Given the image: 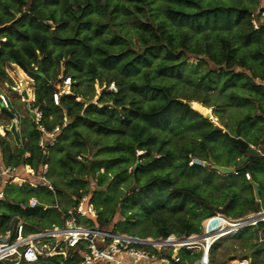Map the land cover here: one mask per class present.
<instances>
[{"label":"crops","instance_id":"1","mask_svg":"<svg viewBox=\"0 0 264 264\" xmlns=\"http://www.w3.org/2000/svg\"><path fill=\"white\" fill-rule=\"evenodd\" d=\"M253 15L260 19L256 12L252 13L251 19ZM236 70L240 68L233 69L234 72ZM43 77L47 82L48 78ZM79 85L86 88L85 83H75V92L83 103L77 116L67 115L63 106H54L55 114L60 118L59 124H62L58 142L51 148H42L38 146L37 138L36 147L43 157L41 162L35 165L26 161L30 152L25 151L23 161L19 164L35 170L48 168L47 178L54 189L51 191L45 184L37 187V198L50 205L46 210L40 209V212L43 211L41 213L44 216V213L52 211L55 216L49 226H44V222H41L36 229L48 228L52 223L60 224L63 215L52 206L57 203L63 208L71 207L80 194H84L100 207L99 217L92 222L107 230L121 228L126 231L127 224L139 222L145 225L147 221H152V214H149V217L140 216L141 211L136 210L137 208L149 209L148 212L156 214V223L159 225L162 217H159L158 211L164 209L161 214L168 220L169 215H173L175 211L174 199H185L190 195L201 199L195 210L200 215V226L202 217L207 213L211 214L210 210L213 208H223L225 211L221 213L230 218L251 214L245 217L250 218L259 211L255 210V203L260 202L259 184L252 185V193L248 190L249 184L247 185L243 176L233 175L232 171L223 172L218 168H264V163L260 164L264 158L262 120L245 119L241 116L243 112L239 117L232 118L227 112L225 118L216 119L213 111L211 114L214 120H211L206 115L207 118L194 112L191 106L186 104L187 101H198L210 109L213 107L211 101L207 102L209 99L200 97L190 99L189 96L167 97L166 109L161 114L156 115L154 110H150L155 116L147 117V112L143 114L139 111L133 114L131 119L127 117L129 105L122 99L121 93L112 95L105 91L100 95L95 94L93 99L97 101V105L89 107L84 101L89 103V97L77 91ZM84 92L89 95V87ZM227 95V92L223 91L222 97L225 98L226 107L231 109L232 113L236 108L242 111L244 98H235L231 93L228 97ZM0 114L6 116L1 112ZM29 117L32 118L30 113ZM64 117L67 121L63 122ZM45 120L50 124L51 116ZM32 124L35 128L33 122L27 128L30 129ZM20 126L18 117L16 128L22 146L23 128L21 131ZM19 144L17 147L22 151ZM244 144L248 145V152L242 151ZM136 151L140 153L137 154ZM152 187L153 189L149 190ZM160 188L168 189L167 194L153 204V195ZM177 188H192L197 192L195 195L190 193L189 189L185 192L174 190ZM166 196H172V199L168 201ZM183 224L186 226V222ZM149 228L151 231H140L137 234L157 236L156 234L165 231V228L169 229L166 234L180 233V228H173L171 225H161L160 229L156 226Z\"/></svg>","mask_w":264,"mask_h":264},{"label":"rangeland","instance_id":"2","mask_svg":"<svg viewBox=\"0 0 264 264\" xmlns=\"http://www.w3.org/2000/svg\"><path fill=\"white\" fill-rule=\"evenodd\" d=\"M68 1L70 4H73L75 0ZM79 1L81 3L86 2L85 0ZM196 1L199 4L198 7L183 6L182 8L186 12H193L194 10L199 11L207 8L208 6H216L218 3L232 8L236 4V0ZM242 1L251 12H256L259 4L264 3L263 0ZM168 2L169 0H108V3L103 6H98L93 2L94 7L92 12H81L84 17L90 16V25L81 26L74 39L63 40L49 35L48 45L52 54L49 59L42 61L41 74L52 82H55L53 80L58 72L59 63H64L68 71L78 82H81L82 85L85 83L86 88L89 87V95L84 92L86 88H81L79 85V90L77 89L79 93H83L84 96L89 97V103H87V100H84L89 107L97 105L95 103L97 101H94L93 98L95 94H98L97 90L101 92L100 86L104 83L107 84L110 81H115L118 93H121L122 99L129 105L128 109L130 111L127 110V117H131V119L133 114H137L139 111L144 114L150 110H154L156 115L161 114L166 109L167 97L184 98L189 96L190 99L200 97L201 99H209L207 102L211 101L213 107L211 106L212 108L210 109L206 107V114L212 120H214L211 114L212 111L215 113L216 119L225 118L227 112L231 118L232 116L239 117L241 112H243L241 116L245 119L252 121L257 119L264 122V79L257 78L260 81L257 79L253 80L256 77L252 76L253 73H264V56H260L255 60H247L246 67H241L240 70H236L237 72L233 71L235 67L214 71L213 69L216 68V64L211 62L202 52L200 56L189 54L182 50L176 51L177 53H168L166 47L162 45H151L150 42L154 40V33L148 26L155 25L156 22L161 21V17L164 14L162 12H166ZM144 23H147V25ZM163 23L166 24L167 22L164 21ZM69 32L70 30L64 36H67ZM260 49L264 50V44L260 45ZM188 62L193 66H187ZM51 70L52 75H50ZM43 76L42 78H44ZM36 81H40V78H35V83ZM4 83L5 81L0 79V89H5L10 104L19 116L21 122L20 130L23 128L21 134L23 135V140H25L24 137L27 136L26 130L29 129L27 126L32 122V119L29 117L30 110L27 107V103L19 101L18 95L7 91L8 88L4 86ZM223 91L227 92V97L231 93V96L235 98H244L242 100V111L236 108L232 113L231 109L226 107L227 104L224 103L225 98L222 97ZM238 93L241 95H238ZM229 99L231 98L229 97ZM200 115L207 118L203 114ZM9 123L11 121L6 116L0 114V124L6 125ZM19 145L21 146V143ZM0 146H3L4 150L2 162L12 164L10 155L16 153L18 147L9 131H6L5 137L0 139ZM262 163H264V158L261 159L260 164ZM238 169L248 170L254 182L259 184L258 196L260 202L255 203V210L257 211L258 209L259 211L252 215L255 216L263 213L264 168ZM17 173L24 176L26 183L21 186L8 185L6 197L17 200L35 194L32 191L33 186L31 183L39 181L37 175L34 176L23 172ZM196 173L194 172V174ZM36 174L39 173L36 172ZM160 179H163V177H160ZM244 180L246 181V179ZM248 187V190L250 189L253 193V186L249 185ZM192 188H177L174 190L185 192V190L188 191L189 189V191L191 190L190 193L196 195L197 191ZM152 189L153 187L149 188V190ZM167 190L166 188L157 189L153 195V204L159 202V198L165 196ZM238 192L241 193L240 189H238ZM174 194L176 193L174 192ZM166 197L168 201L172 199V196ZM199 200L201 201L199 197L197 199L193 195L185 199L175 198V211L173 215H169L168 220H166L167 217L161 214L164 209L157 212L159 217H162L159 225L156 223V214L148 212L149 209L139 210V208H135L141 211L140 216L149 217V214H152L150 217L152 221H147L145 225L143 223L139 224V222L127 224L128 228L125 230L139 233L140 231H151L149 227L155 228L156 226L157 229H160L161 225H171L173 228H180L178 230L180 233L173 235L177 238L191 234H200L201 226L198 225L200 223V215L195 211L196 206L200 203ZM6 204L0 205L1 212L8 210ZM48 206L50 207V205ZM210 211L212 213L214 211L221 213L225 210L223 208H213ZM54 216L55 213L52 211L44 213L42 220L44 226H49L54 221L52 219ZM224 216L230 220H244L247 219L245 217L251 216V214L239 217L234 216L235 218ZM185 222L187 227L183 224ZM247 222L249 221L234 223L228 226L223 229V232L218 237L212 240L209 256L210 264H230L232 259L240 257L247 258L252 264H264V224L256 222L255 224L243 226ZM240 226L243 227L235 230ZM129 229H134L135 231ZM118 230H121V228H118ZM192 230L194 231L190 233ZM168 231L169 229L165 228V231L162 230L160 234L156 235L158 238L165 237L169 235L166 234ZM183 250L181 248L179 252L183 254ZM191 250L193 253L198 252L197 248ZM195 260L196 258H193V263Z\"/></svg>","mask_w":264,"mask_h":264},{"label":"trees","instance_id":"3","mask_svg":"<svg viewBox=\"0 0 264 264\" xmlns=\"http://www.w3.org/2000/svg\"><path fill=\"white\" fill-rule=\"evenodd\" d=\"M85 1L81 3L75 0L70 4L68 0H0V79L9 81L5 68L10 62L17 63L34 78H40L34 86V104L43 110V123L47 129L60 123V118L54 110V106L57 105H54L51 99L52 85L42 79V74L39 75L42 61L49 59L52 54L48 45L49 35L63 40L74 39L81 26L90 25V16L84 17L81 12H92L93 2L98 6L108 3V0ZM183 6L198 7L199 4L196 0H169L166 12H162L164 14L161 21L148 26L154 33L151 45H162L166 47L168 53L180 50L199 56L204 53L216 64L214 71L233 67L241 69L246 67L247 60L264 56V50L260 49V45L264 44V22L258 28L253 27L251 17L254 11L251 12L242 0H236L234 8L218 3L216 6H208L199 11L186 12ZM164 21L167 23L164 24ZM52 26L54 28L51 29ZM68 30H70L69 34L64 36ZM188 65L193 66L190 62L187 63ZM252 76L256 77L253 80L264 79L263 72L253 73ZM75 98V95H62L60 98V106L66 109L69 116H77L82 109L83 103ZM191 104L194 111L207 116L206 106L198 101H192ZM154 114L148 111L145 116H155ZM50 116L49 124L45 118ZM208 118L211 119L210 116ZM32 127L25 136L27 140L22 141V151L17 148V152L10 155L13 165L22 163L25 151L30 152L26 161L35 165L41 162L43 157L36 147L38 132L33 124ZM0 147L2 151L3 146ZM247 148L248 145L244 144L242 151L248 152ZM34 157L35 161H33ZM238 171L248 170L238 169ZM37 187L32 188L35 194L30 196L38 197ZM22 199L23 197L17 200L7 198L0 202V205L8 203L6 204L8 210L0 211V232L12 230L16 221V219L11 220L14 215L22 218L26 231L40 226L44 217L40 209L19 208L17 203ZM257 217H264V213L250 219L231 220L223 229L234 223L255 220ZM225 222L226 220L222 219L220 224L223 225ZM257 223L264 224V220ZM206 238L208 243L214 239L213 236ZM199 254L184 249L182 264H193V258H197Z\"/></svg>","mask_w":264,"mask_h":264},{"label":"built area","instance_id":"4","mask_svg":"<svg viewBox=\"0 0 264 264\" xmlns=\"http://www.w3.org/2000/svg\"><path fill=\"white\" fill-rule=\"evenodd\" d=\"M256 13L260 19L253 15L251 22L253 27L258 28L260 23L264 21V3L258 6ZM5 71L9 78V81L5 83L8 88L7 91L18 95L19 101L27 103V107L32 113V122L39 132L38 146L42 148L53 147L59 140L58 133L62 124L56 123L50 129L45 127L43 110L34 104L33 75L15 62H11ZM50 73L48 74L52 75V70ZM53 81L55 82L47 79V83L52 85L51 99L54 105H60L62 95H75V99L81 101L75 92V83L78 81L68 71L64 63H59L58 72ZM100 89L101 92L97 90L99 95L105 91L112 95L118 93L115 81L104 83ZM1 106L13 113L15 123L18 125L19 116L10 104L5 89H0V108ZM64 121H67L66 117L63 118ZM9 126L10 123L0 124V139L5 135ZM136 152L137 154L140 153L139 151ZM2 156L0 150V202L6 199L8 185L21 186L26 183L24 176L17 172L37 175L39 181L32 182L33 187L45 184L48 189L54 190L47 178L48 168L35 170L27 165L5 164L2 162ZM195 161L200 162L199 159H195ZM34 170L39 174H36ZM232 174L243 176L249 185L255 184L248 171L232 170ZM16 178L20 181L16 182ZM11 203L13 202L11 201ZM17 204L21 209L39 208L46 210L49 208L46 203L35 196L23 197ZM39 204L42 206L40 207ZM53 207L62 213L63 219L60 224L52 223L48 228L26 231V225L19 215H14L11 218V220L16 219L12 230L7 229L4 233H0V264L32 262L38 264L40 261H53L57 264H182V252H179L181 248L191 252H193L191 249H198L200 254L193 264H210L209 256L212 241L208 243L206 236L214 235L213 237H216L223 232V227L228 225L227 223L225 226L220 224L222 219L227 222V218L222 213L215 211L202 217L200 234L186 235L181 238L173 235L158 238L157 236L139 235L137 232L132 233L118 229L107 230L99 227L92 220L99 217L100 207L84 194H80L71 207L63 208L57 203ZM230 264L252 263L247 258L240 257L232 259Z\"/></svg>","mask_w":264,"mask_h":264},{"label":"water","instance_id":"5","mask_svg":"<svg viewBox=\"0 0 264 264\" xmlns=\"http://www.w3.org/2000/svg\"><path fill=\"white\" fill-rule=\"evenodd\" d=\"M39 74L41 75V72H39ZM24 93V92H23ZM181 102H183V100H179ZM186 104L188 106H191V102L187 101ZM0 112L5 114L6 116H8L10 119H11V123H10V126H9V132L12 134V136L14 137V140L17 144L20 143V139H19V134H18V131H17V128H16V123H15V120H14V115L11 111L7 110L6 108L2 107L0 108ZM30 115L32 116V113L31 111H29ZM208 116V115H207ZM214 167V166H213ZM216 168V167H215ZM218 168V167H217ZM219 170L221 171H226V172H231L233 169L232 168H218ZM255 190H257V188H255ZM39 206L41 207L42 204H39ZM264 213V212H263ZM250 219V218H249ZM260 220H264V217H257L255 220H251L247 223L244 224L245 225H251V224H255L257 221H260ZM237 229H239L237 227ZM260 246H262V244H260ZM23 264H37V262H32V263H23ZM38 264H57L53 261H40L38 262Z\"/></svg>","mask_w":264,"mask_h":264},{"label":"bare ground","instance_id":"6","mask_svg":"<svg viewBox=\"0 0 264 264\" xmlns=\"http://www.w3.org/2000/svg\"><path fill=\"white\" fill-rule=\"evenodd\" d=\"M191 106H192V104H191ZM15 181L18 182V181H20V180L16 178ZM250 218H251V217H250ZM227 220H228V221L225 222L223 225H225L226 223L229 224V221H231V220L228 219V218H227ZM243 226H244V225H243ZM243 226H240V227H238V228H241V227H243ZM236 229H237V228H236ZM233 231H234V230H233ZM233 231H232V232H233ZM224 235H226V234H224ZM213 236H214V235H213ZM216 237H218V236H216ZM216 237H214V238H216ZM210 242H211V241H210ZM210 242H209V243H210Z\"/></svg>","mask_w":264,"mask_h":264}]
</instances>
